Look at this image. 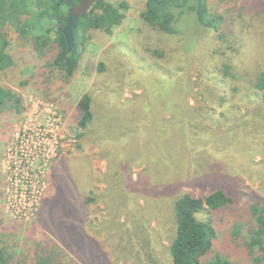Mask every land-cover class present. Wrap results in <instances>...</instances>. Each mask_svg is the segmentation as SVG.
<instances>
[{
  "label": "rangeland",
  "instance_id": "rangeland-1",
  "mask_svg": "<svg viewBox=\"0 0 264 264\" xmlns=\"http://www.w3.org/2000/svg\"><path fill=\"white\" fill-rule=\"evenodd\" d=\"M107 1L126 2L124 19L109 35L90 32L69 82L47 78L30 38L5 29L16 56L0 83L21 94L23 110L0 116L1 238L9 247L24 245L15 264H29L36 249L54 241L67 244L71 264H170L173 197L222 188L232 203L215 215V249L230 254L222 236L234 221L253 224L248 205H264V102L252 90L232 96L218 69L226 60L250 65L252 39L264 55V13L251 23L246 15L261 0L228 4L244 31L239 49L213 32L189 44L151 28L139 16L144 0ZM220 1L212 7L225 13ZM84 93L95 118L76 138ZM183 134L191 164L181 169L176 154L161 150L164 139ZM131 238L151 263L137 259L136 247L127 249Z\"/></svg>",
  "mask_w": 264,
  "mask_h": 264
},
{
  "label": "trees",
  "instance_id": "trees-1",
  "mask_svg": "<svg viewBox=\"0 0 264 264\" xmlns=\"http://www.w3.org/2000/svg\"><path fill=\"white\" fill-rule=\"evenodd\" d=\"M211 1L144 0L139 16L144 23L161 33L181 34L187 38L189 44L192 42L191 38L213 32L217 42L222 45L226 42L232 44L234 42L239 49L238 36L244 33L243 28L238 27L239 20L227 13L230 10L228 4L235 0H225V13L215 12ZM80 2L81 0H0V74L15 64L16 54L10 51L5 30L12 26L21 36L30 38L32 49L39 58H45L44 66L48 68L47 78L58 76L62 81L69 82L79 68L90 32L102 31L107 35L111 34L113 28L121 24L125 16L124 10L127 8L124 1L117 5L107 0L95 1L86 13L77 19L73 31V48L68 52L63 34L58 27L66 25L68 11ZM251 7L253 10H246L250 23L253 18H258L264 13V0ZM261 37L264 38V33ZM250 41H252L250 65L239 68L226 60L221 62L218 72L232 96L252 90L264 102V55H260L254 40ZM153 55L163 56L158 51H153ZM22 110L21 94L0 83V116L20 114ZM94 118L91 96L84 93L78 99L75 110V125L78 129L76 138L85 135ZM166 139L163 140L164 148L161 153L166 152L172 157L176 154L181 169L186 163L191 164L185 135L179 138L173 137L174 145ZM130 140L138 142V136L132 135ZM107 144L103 143V145ZM168 146L173 147L168 148ZM128 150V153L132 152ZM190 154L191 150H189ZM231 203L232 199L222 188H215L204 196L182 193L173 197L171 200L173 223L167 248L170 264H264V205L257 203L248 205L247 213L252 218L253 224L244 227V223L239 220L234 221L231 230L222 236L224 249L232 254L215 249L219 238L215 215ZM1 236L2 234H0V264H15L19 259L18 256L25 250L24 245L16 243L9 247ZM50 240L54 241L52 237ZM138 243L132 238L128 239L127 249L134 251L136 247L134 255L137 259L143 258L149 261L150 254ZM63 245L67 244L62 242L61 245L54 241L50 246L36 249L33 259L29 258V264H71L66 260L67 253ZM88 245L91 247L89 240ZM122 249L125 248L122 246ZM91 251L89 250L90 256L94 257V250L92 253Z\"/></svg>",
  "mask_w": 264,
  "mask_h": 264
},
{
  "label": "water",
  "instance_id": "water-1",
  "mask_svg": "<svg viewBox=\"0 0 264 264\" xmlns=\"http://www.w3.org/2000/svg\"><path fill=\"white\" fill-rule=\"evenodd\" d=\"M99 0H81V2L74 8L68 11V20L65 26L58 27V30L63 34L67 51L70 52L73 48V31L77 22V19L86 13L90 6Z\"/></svg>",
  "mask_w": 264,
  "mask_h": 264
},
{
  "label": "built area",
  "instance_id": "built-area-1",
  "mask_svg": "<svg viewBox=\"0 0 264 264\" xmlns=\"http://www.w3.org/2000/svg\"><path fill=\"white\" fill-rule=\"evenodd\" d=\"M20 157V160L23 161V157L22 156H19Z\"/></svg>",
  "mask_w": 264,
  "mask_h": 264
}]
</instances>
